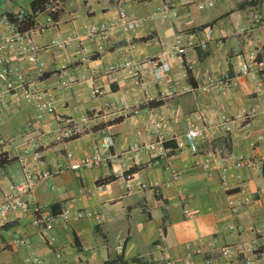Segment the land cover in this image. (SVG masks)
I'll list each match as a JSON object with an SVG mask.
<instances>
[{"label":"crops","instance_id":"1","mask_svg":"<svg viewBox=\"0 0 264 264\" xmlns=\"http://www.w3.org/2000/svg\"><path fill=\"white\" fill-rule=\"evenodd\" d=\"M21 1L23 7L4 0L0 16L29 12L33 0ZM202 2L212 6L199 10ZM162 5L177 9L178 18L151 20ZM120 8L138 28L126 34L115 28L103 40L90 34L116 24ZM57 13L51 23L37 15L28 32L36 61L28 62L30 45L20 42L0 74V87L10 80L18 90L48 92L55 106L54 115L39 120L33 104L0 88V155L11 161L0 167V202L27 171L68 166V154L94 156L107 136L114 144L99 149V167L33 181L24 198L56 218L45 230L32 215L0 221V264H106L118 256L128 264H264V79L240 74L251 57L264 62V0H61ZM179 37L190 44L183 59L191 83L173 54ZM54 41L69 46L53 48ZM161 57L170 74L156 79L153 64ZM67 126L74 136L57 140ZM189 128L201 132L197 156L178 151L172 140ZM133 145L154 147L136 152ZM160 148L165 156H157ZM207 154L211 163L203 169ZM240 156L262 164L222 171L232 163L224 159ZM64 209L100 211L103 220L64 223ZM13 239L30 245L11 246ZM223 247L229 257L221 256ZM198 249L202 254H194Z\"/></svg>","mask_w":264,"mask_h":264},{"label":"built area","instance_id":"2","mask_svg":"<svg viewBox=\"0 0 264 264\" xmlns=\"http://www.w3.org/2000/svg\"><path fill=\"white\" fill-rule=\"evenodd\" d=\"M61 0H49L46 4V20L47 22H52V15L56 14L60 9ZM212 6V3H199L197 4V8L199 10H204L206 8ZM17 19L16 22H12L8 19L6 15L0 16V74L5 72V65L7 62V53L17 44L20 42H27L30 45V56L27 58L28 62L34 63L36 61L35 54L37 52V48L31 45V39L28 35L29 31H21L19 27V23L26 16V11L24 9L18 10V12L13 15ZM178 18L177 9L174 7H169L167 5H162L155 9L152 12L150 19H159L160 21H167V20H175ZM139 23L133 20H130L127 13L124 9L120 8L118 12V18L116 24L111 25H100L98 27H94L90 30V34H98L101 36V40L105 37L108 32H111L113 29L118 28L120 32L123 34L129 33L136 28H138ZM189 43H183L181 38H177L174 42V51L173 54L176 58L183 63L184 62V55L186 53V48L189 46ZM69 46L68 42H57L54 41L51 43V47L57 49H63ZM83 48H79L76 50L77 53L83 52ZM135 74L140 69L138 64L134 65ZM153 73L156 79H161L165 76L170 74V67L166 62L164 57L156 60L153 64ZM240 74L247 76L249 79L255 82H261L264 79V62H255L253 57L250 58V62H244L240 68ZM2 88L3 92L8 94L12 98H17L21 96L27 103L33 104L36 111H37V118L39 120L43 119L46 116L54 115L55 114V106L54 100L52 95L48 92L38 91L32 89L28 86L22 87L18 90L12 81H6L3 83ZM61 121V120H60ZM223 127L226 129L227 132L230 131V128L225 126ZM74 128L73 126L65 127L61 132L59 138L57 140H68L74 136ZM201 138V132L196 128H189L184 131L179 136H173L172 140L175 142L176 149L178 151H189L193 156H197L198 152V143ZM165 141L163 135H159L158 142L156 144H162ZM2 140H0V146L2 145ZM114 144V141L111 137H105L99 149L102 150H109ZM154 146L153 145H133L132 149L136 152L141 151H150ZM160 153L157 156H165V151L162 148L159 149ZM96 153L94 156L91 157H82L80 159H74L70 154L67 155V158L70 161L68 166H57L54 170L50 172H44L37 175H31L28 171L26 172V180L23 184L14 188L13 193L6 196L2 202H0V221L7 218L9 214H21V215H32L33 221L32 224L39 229L45 230L49 228L54 220L55 216L48 213L43 207L36 203H32L28 201L26 198L31 191L32 183L34 180H42L45 178H49L51 176L58 175L62 173L65 169L69 168L72 171L78 172L80 169L85 168H96L99 167L100 163L102 162V158L99 153ZM206 160L201 165L203 169L207 168L211 163L212 154H207ZM231 160L232 163L230 166H227L225 163L223 165L222 171H226L228 169L232 170H239V169H255L260 166L261 160L255 158H248L245 156L235 157V158H227L224 159L223 162ZM196 165H199L198 162H195ZM229 167V168H228ZM172 180H178L180 174L172 172ZM221 179L224 180V175H221ZM103 186L98 185L95 188L96 192L102 191ZM62 218L64 223H69L71 221L82 220L85 218H91L96 220L97 222H101L103 220V215L100 211L94 212H76L74 215L64 209L61 214L59 215ZM11 246H23L29 247V242L23 239H13L10 241ZM194 254L200 255L202 254L201 250H195ZM222 257H229L231 254L229 247H223L220 252ZM210 260H205L204 264H210Z\"/></svg>","mask_w":264,"mask_h":264},{"label":"trees","instance_id":"3","mask_svg":"<svg viewBox=\"0 0 264 264\" xmlns=\"http://www.w3.org/2000/svg\"><path fill=\"white\" fill-rule=\"evenodd\" d=\"M49 0H33L30 4V10L29 12L26 11V16L23 17V19L21 20V22L19 23V27L21 31H30L32 30L35 25H36V17L39 14H46V4L48 3ZM133 1H137V2H145V1H150V0H133ZM57 14H53L52 15V20L55 21L57 19ZM6 16L8 17V19L12 22H16L17 19L15 18V16L13 15H9L6 14ZM205 27L207 26H202L196 29H192L189 30V33H194L196 31H201L203 30ZM183 65L186 69V73H187V77H188V81L191 83L192 82V78H191V73L188 70V68L185 65V62H183ZM149 107L154 108V107H158L160 105H162L161 101L158 102H151L148 104ZM11 161L7 160L6 158H4L2 155H0V167L9 164ZM138 169L137 168H133L131 170H129L128 172H126L125 176H130L133 173H135ZM115 178H111L109 181L114 180ZM106 264H128L126 261L123 260V258L121 256H118L117 259L113 262H108Z\"/></svg>","mask_w":264,"mask_h":264},{"label":"rangeland","instance_id":"4","mask_svg":"<svg viewBox=\"0 0 264 264\" xmlns=\"http://www.w3.org/2000/svg\"><path fill=\"white\" fill-rule=\"evenodd\" d=\"M3 1H4V0H0V8L2 7V2H3ZM17 1H18V5L23 7V5H22V1H21V0H17ZM25 7H28V3H27V2L25 3Z\"/></svg>","mask_w":264,"mask_h":264}]
</instances>
